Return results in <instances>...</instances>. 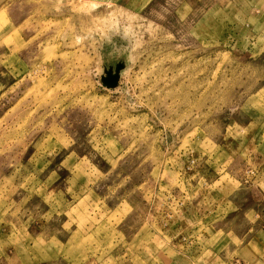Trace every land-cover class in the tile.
<instances>
[{
	"label": "rangeland",
	"instance_id": "rangeland-1",
	"mask_svg": "<svg viewBox=\"0 0 264 264\" xmlns=\"http://www.w3.org/2000/svg\"><path fill=\"white\" fill-rule=\"evenodd\" d=\"M262 168L264 0H0V264H210Z\"/></svg>",
	"mask_w": 264,
	"mask_h": 264
},
{
	"label": "crops",
	"instance_id": "crops-1",
	"mask_svg": "<svg viewBox=\"0 0 264 264\" xmlns=\"http://www.w3.org/2000/svg\"><path fill=\"white\" fill-rule=\"evenodd\" d=\"M262 169L264 170V168ZM260 187L261 185H259ZM261 194L264 195V193ZM248 207L245 208L246 210H241L240 214L233 213L220 218V220L216 219V225H224L222 228L225 232H222V236L218 238V243L225 241V246L221 244L219 247L216 246L209 250L210 264H219V262L224 264H264V213H261L258 206L256 209L254 206L248 205ZM251 209L256 215H254V220L245 214ZM236 219H240L242 222L241 231L227 227Z\"/></svg>",
	"mask_w": 264,
	"mask_h": 264
},
{
	"label": "water",
	"instance_id": "water-1",
	"mask_svg": "<svg viewBox=\"0 0 264 264\" xmlns=\"http://www.w3.org/2000/svg\"><path fill=\"white\" fill-rule=\"evenodd\" d=\"M103 84H105L108 87H115L118 82V77L115 75L107 76L102 78Z\"/></svg>",
	"mask_w": 264,
	"mask_h": 264
},
{
	"label": "built area",
	"instance_id": "built-area-1",
	"mask_svg": "<svg viewBox=\"0 0 264 264\" xmlns=\"http://www.w3.org/2000/svg\"><path fill=\"white\" fill-rule=\"evenodd\" d=\"M248 174L253 177L255 175V171L254 170H249Z\"/></svg>",
	"mask_w": 264,
	"mask_h": 264
}]
</instances>
